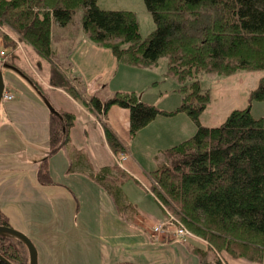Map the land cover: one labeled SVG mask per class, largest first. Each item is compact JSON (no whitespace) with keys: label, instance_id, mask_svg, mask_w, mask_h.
<instances>
[{"label":"trees","instance_id":"obj_1","mask_svg":"<svg viewBox=\"0 0 264 264\" xmlns=\"http://www.w3.org/2000/svg\"><path fill=\"white\" fill-rule=\"evenodd\" d=\"M144 2L157 25L144 40L139 34V22L134 12L105 10L98 0H0V27L2 30L8 28L19 41L50 60L54 55L53 25L72 24L76 13L82 10L81 23L87 36L97 44L111 48L120 62L150 67L160 58L167 57L168 72L177 76L182 91L187 92L184 102L176 110H162L140 99L136 92L120 90L106 99L88 95L81 78H74L81 85L82 90H79L55 65L50 83L84 101L100 118L106 119L113 106L129 108L132 136L158 115L187 112L197 130L192 137L163 150L166 162H161L148 174L152 177L154 197L192 234L207 240L218 254L264 263V122L255 118L251 110L254 102H264V77L250 91L249 105L233 109L217 126H206L201 121L210 95L198 78L200 70L230 76L240 71L264 69V0ZM203 2L226 10V17L220 13L219 18L222 24L229 19L223 27H228L230 34H218L208 39L198 27L176 20V15L192 13L196 5ZM0 35L6 45L13 44L16 48V43L8 44L9 36L1 29ZM190 78L194 81L188 86ZM188 92L194 94L188 97ZM61 114L64 122L54 116L51 124L52 152L63 137L68 139L69 129L75 121L72 113ZM104 129L112 149L116 153L123 152L122 143L106 122ZM47 162L42 163L38 171L43 184L53 183ZM0 224L9 225L1 213ZM2 238L10 240L0 235V253L15 264H24V255L16 245L2 242ZM195 251L206 256L202 249ZM224 260L217 259L216 262L224 264ZM0 264L5 263L0 261Z\"/></svg>","mask_w":264,"mask_h":264},{"label":"crops","instance_id":"obj_2","mask_svg":"<svg viewBox=\"0 0 264 264\" xmlns=\"http://www.w3.org/2000/svg\"><path fill=\"white\" fill-rule=\"evenodd\" d=\"M220 13L226 17V10L222 7L203 2L196 5L191 15L181 13L176 15V20L198 27L204 36L208 35L207 38L212 39L218 34H230V29L223 27L228 24L229 19H225L222 24ZM73 24L65 27L57 23L53 25V50L57 58L55 62L56 64L61 62L63 64L60 65L61 68L74 70L75 76L81 78L86 94L106 99L116 91L128 89L130 92L131 85L133 86L131 91L136 92L140 99L153 104L154 102L144 98V95L147 91H156L154 86L158 84L157 99L175 90V94L179 96V105L184 102L178 79L168 78L166 72L160 74L159 79L155 71L154 76L144 73L149 72L147 69L158 68L159 61L147 69L122 63L111 48L99 45L87 36L81 21ZM56 32L60 34L58 40L61 44L59 43L58 46L54 43ZM23 43L13 52L15 58L12 62L8 60L11 46L3 43L5 45L1 50L6 51V60L0 62L3 71L4 69L10 71L7 77L4 72L5 93L13 95L14 99L8 101L3 97L1 101L4 105H0V148L8 159L4 169L11 171L18 169L15 165L19 166L20 157H26V161H31L28 159L33 154L30 146L38 147L41 151L39 160H35L34 163V185L38 187H34L36 202L41 200L37 196L41 192L37 189L53 188V197L48 198L47 204L46 199L42 197L41 201L44 203L40 202L39 206L44 211L50 212L44 221L38 219L39 223L53 227L52 238L44 241L64 242L66 240L61 238L66 235L79 237L85 235V242L95 243L94 252L92 253L88 248L86 255L94 261L96 259L98 264H183V255L180 253L184 250L183 243L172 232L155 233L152 228V219L162 220L166 214L156 199L144 189V183L149 181L142 174L146 169H140L138 167L140 164L135 159L137 164L131 161L132 139H135L141 130L132 136L130 109L113 106L105 119L109 129L129 154L126 160L127 169L123 170L117 166L116 154L97 115L89 110L84 101L74 98L63 88L52 86L50 83L52 64L38 55L30 45ZM35 65L40 67L39 73ZM121 69L123 73L116 80ZM205 76L212 79V88L205 89L210 91L211 95L201 121L209 110L217 112L224 104L230 112L235 108L246 107L248 93L258 86L260 79L264 77V72L240 71L224 77L213 74ZM248 78L253 80L252 86L246 89L239 87L243 89L242 98H239L232 90V80L243 81ZM169 79L171 81L168 83ZM162 80L164 89H160ZM135 84L140 87H136ZM221 87L227 91L230 88L231 90L219 95ZM140 89L142 90L139 91ZM19 94L22 95V99H18ZM229 100L242 103V106L229 104ZM49 104L55 108L56 113L51 110ZM62 112L72 113L75 121L69 129L68 139L65 140L63 137L58 148L52 152L51 124L54 116L60 122H64ZM229 114L225 117L227 118ZM224 119L221 122L225 121ZM210 121L207 123L210 124ZM162 155L163 150L155 155L156 168L163 162ZM46 160H48V174L53 180V183L49 184H43L38 175L41 164ZM9 173L10 171L4 173L5 179ZM15 178L16 176L12 179ZM150 195L155 202L147 197ZM32 230L35 235L40 236L41 231L38 226ZM193 236L188 237L187 243L193 240ZM70 241L72 240L67 242ZM194 247L185 248L194 253H197L195 250L198 248L207 251L206 241L203 239ZM199 258L201 260V257ZM205 260L200 261L199 264H210V261H214L213 256ZM241 262L258 264L251 261L244 263L241 260Z\"/></svg>","mask_w":264,"mask_h":264},{"label":"rangeland","instance_id":"obj_3","mask_svg":"<svg viewBox=\"0 0 264 264\" xmlns=\"http://www.w3.org/2000/svg\"><path fill=\"white\" fill-rule=\"evenodd\" d=\"M98 4L101 8H103L105 10H123V11L134 12L136 14V16L138 18V22H139L138 31H139V34L143 40L147 39L157 28V25L154 21V18L152 16V14L148 11L144 0H98ZM80 11H82V10H79L74 17V22H76V23L82 20L83 14H81V13H83V12H80ZM187 15H191V13L189 12V13H187ZM189 18H191V17L189 16ZM73 23H72V25H74ZM0 29H1V31H3L5 34H7L9 36L8 44H10V43L12 44V42H14V43H16V48H18L19 44L23 43L22 41L18 40L17 36L14 33H10L9 32L10 30L8 28L7 29L3 28V30H2V28L0 27ZM190 34L191 33H189V35ZM59 36H60L59 32H56V38L54 41L56 46H58V44L61 42L58 40ZM3 43H5V41H4L3 37L0 35V51L4 48L5 44H3ZM23 44H25V43H23ZM13 46L14 45L12 44L10 47L11 48V54H10L9 59H8L11 62L15 58L13 52L16 50V48H14ZM56 60H57V58L55 57V55H53V57L48 61L52 64V67H53V65L59 67L60 70L68 77V79L72 80L73 83H75L74 86L77 89L82 90L81 85L76 83V79H74L76 77L74 72H73L74 70L71 68H66V67L61 68L60 65H63V64L61 62L56 64V62H55ZM140 67H141V69L149 68V67H142V66H140ZM39 68L40 67H37L35 65V69L38 71V73L40 72ZM4 70H5L4 71L5 75L7 77L9 75L8 72H10V71L7 69H4ZM147 70L149 72H144V73L145 74L149 73V75H152V76H154V74L156 72L158 75L157 79H159L160 74H163L164 72L168 73V75H167L168 78L175 77L176 79H178L175 74H173L172 72H168V59H167V57L160 58L158 68H156V69L150 68ZM260 71L264 72V69L260 70ZM122 73L123 72L121 69L118 73L116 80L119 79V77L121 76ZM194 75H196V74H194ZM205 75H212V73H205L204 71L200 70L198 78L207 77ZM213 75H215V74H213ZM250 75H252V74H250ZM218 77H224V76H218ZM167 81L169 83L171 81V79H169ZM193 81H194V78H190L188 80V83H189L188 86H190V84ZM200 81H201V85L204 89L212 88V79L210 77H207V78L202 79ZM252 82H253V80L251 78H248V79L243 80V81H239V80L234 79V80H232V84H233L232 90H233V92H235V94L239 98H242L243 89H246L247 87L252 86ZM232 84L230 83V86ZM135 86L140 87V85H136V84H135ZM154 87H156V91H154V92L153 91H147L144 95V98H146L147 100H150L151 102H154L153 104L157 105L162 110H170L171 111V110H176L179 107V103H178L179 102V96L175 94V90L171 89V90H173V92L171 94H167L166 96H163V97L157 99L159 96V92H158L159 85L157 84ZM179 87L181 88V85ZM239 87H242L243 89H239ZM129 88H130V92H133V91H131V89H133V86L130 85ZM160 89H164L163 80L161 82ZM175 89H176V87H175ZM123 90H125V89H123ZM141 90L142 89H140L139 91H141ZM177 90H180V89H177ZM230 90H231V88L229 89V91H227L226 89L221 87V89L219 91V95H221L223 93H228V92H230ZM125 91H129V90L127 89ZM143 92H144V89H143ZM181 93L185 99L187 92L181 91ZM193 94H194L193 92H188V97H190ZM202 95H205V93H202ZM209 95H211L210 91H209ZM248 97H249V93L247 95L246 106L249 105ZM18 99H22L21 94L18 95ZM235 100H236V98H235ZM228 102H229V104H233V105L241 104L238 106H242V103H235L234 100H232V101L229 100ZM0 105L2 106V105H4V103L2 104V102H0ZM219 105H222V104H219ZM87 107H88V105H87ZM89 110H91V109L89 108ZM251 110H252V114L254 115L255 118L263 119V122H264V102H254ZM229 113H230V110L226 107V104H224L222 107H220V109L217 112L209 110L208 113L204 114L202 117V123L206 126H215V122L217 123V125H220L224 122V121L221 122V120L223 118L226 119L225 116H227L226 114H229ZM97 118L102 122L103 127H104V123L106 122L105 118H100L99 115H97ZM209 120H211L210 121L211 125L209 123H207V122H209ZM196 130H197L196 123L193 121L191 116H189V114L184 111V112H178L172 116L158 115L155 122L152 121L151 124L144 127L143 129H141V132L138 133L137 137H135V139H132L133 140V144H132L133 145V147H132L133 151H132V154L130 155L131 161L134 164H137V162L135 163V161H134V159H135L136 161L139 162L140 166H138V167L140 169H142V168L146 169V170L142 171V174L144 175V178L149 179V181L147 183H144V186H145L144 189H145V191L147 189V191L153 197H154V195H153L154 190L151 188L152 177H150L148 174L156 169L157 162L155 160V155H157L161 150L171 148L172 146L178 145L182 141L192 137L195 134ZM30 147L33 149V154L28 157V159H31V161H26V157H20V159H19L20 162H18L19 166L15 165L13 163V165H15L16 168H18L17 170H13V171H11V169H4L5 168L4 165L6 163H8V159L5 158L6 155H5V153H2V150L0 148V213H1V215L4 217V219L8 220L9 226H12L13 228H15L17 230L24 232L25 234H27L32 239V241L35 243V245L37 246V248L39 250V264H98V262H96V259L94 261L92 258H90V256L86 255V253L88 252V250H87L88 248L91 249L92 253L94 252V244L95 243L85 242V240H84V238H86L85 235H81L79 237L77 235L74 236L72 234H69V235H66V236L61 238V239L64 238L66 240L64 242H53V241L47 242V241H44V240H49V238H52L51 233H52L53 227L44 226L41 223H39V220L44 221L45 217H47L48 214H50L49 210L44 211L42 209V207H39V206H40V202L44 203L43 201H41V200H43L42 197L46 199V204H47L48 198L53 197V194H52L53 188H51V187H50V189H46V188L42 189L41 188V190L37 189L39 192H41L40 195H37L41 200H38L36 202L35 188H38V187H36L34 185V180H35V178H34V163L36 162L35 160H37V161L39 160L40 155H41L40 154L41 151L38 147H36V148L33 146H30ZM122 151L127 152V151H125V148ZM123 152H120V153L115 152L116 157L120 158L121 154ZM162 157H163V163H165L166 158H164L163 155H162ZM44 159L45 158H43V160ZM40 160H42V159H40ZM127 163H128V161L127 162L125 161V163H124L125 167L127 166ZM6 171H10V173L7 175V177L5 179L4 173ZM14 176H16V178L12 179ZM151 195L147 196V197H150L154 201V199H156V198L154 197V199H153V197ZM161 207L164 210L165 214L167 213L166 210L169 211L168 207H166L165 205L161 204ZM0 225H2V224H0ZM37 226L39 228V231H41L40 236L35 235L33 230H32V229L36 228ZM175 229H176V227L172 226V230L174 231ZM46 231H48V232L46 233ZM155 233H160V232H155ZM172 233H174V232H172ZM2 237H4V236H2ZM188 237H190V236L188 235ZM188 237L184 240L178 239L179 241H181L183 243L182 245H183L184 250L180 251V253H182V255H183V257H182V263L183 264H199L200 261L204 262L203 261L204 259H207V257H208V259L212 258V256H213L214 261H210V264L213 262L217 263L216 262L217 259H225L224 261L226 263L228 262L227 264H243V262H241V260L244 261V263L250 262V260H248L245 257L234 258L230 255L228 256L227 254H226L227 257H225L224 256L225 253L224 254H218V251L213 249L209 245V242L207 240H205L206 245H207V247L205 248L207 250L206 256L202 257L199 253L189 252L185 247H188L190 249L195 248L194 246H198L199 242H201V239H203V238L194 234L193 240H191L189 242L191 244H189V243H187ZM5 238L10 239L9 241H7V240L6 241L12 242L13 244H15L16 247L18 248V250L24 255L23 256L25 258L24 264H30V254H29V250L26 247V245L14 237H5ZM79 239H81L83 241H78ZM191 239H192V237H191ZM68 240H72V241H70V243H69V242H67ZM3 241H4V239L2 238V242ZM6 241H4V243ZM187 244H188V246H187ZM2 245H3V243H2ZM207 252H209V254ZM199 257H201V260ZM205 261H207V260H205ZM246 261H248V262H246ZM225 262H224V264H225ZM177 263H178V258H177ZM258 264H260V263H258ZM261 264H264V263H261Z\"/></svg>","mask_w":264,"mask_h":264},{"label":"built area","instance_id":"obj_4","mask_svg":"<svg viewBox=\"0 0 264 264\" xmlns=\"http://www.w3.org/2000/svg\"><path fill=\"white\" fill-rule=\"evenodd\" d=\"M6 60V51L0 52V62ZM5 99L10 101L14 99V96L8 93H5ZM129 158L127 152H123L120 158H117V165L121 169H127L124 165L125 161ZM157 200V199H156ZM162 204V203H161ZM163 205V204H162ZM166 217L162 220L152 219V228L155 232H174L175 237L180 240H184L189 236L193 235L183 224H180L178 219L168 210H166ZM172 226L176 227L173 231Z\"/></svg>","mask_w":264,"mask_h":264},{"label":"water","instance_id":"obj_5","mask_svg":"<svg viewBox=\"0 0 264 264\" xmlns=\"http://www.w3.org/2000/svg\"><path fill=\"white\" fill-rule=\"evenodd\" d=\"M5 91H6L5 75H4L2 65L0 64V102L2 101L4 97ZM49 107L54 113L57 112L51 104H49ZM0 235L4 237H14L20 240L22 243L26 245V247L29 250L30 264H39V250L37 246L35 245V243L32 241V239L27 234L13 228L12 226L0 225ZM0 261H2L5 264H14L12 261H10L8 258H6L1 253H0ZM211 264H218V263L214 262Z\"/></svg>","mask_w":264,"mask_h":264}]
</instances>
